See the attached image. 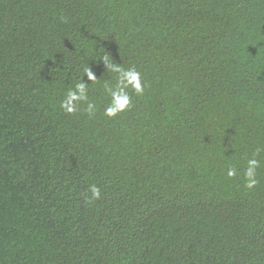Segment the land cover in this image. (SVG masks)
I'll list each match as a JSON object with an SVG mask.
<instances>
[{
  "label": "trees",
  "instance_id": "1",
  "mask_svg": "<svg viewBox=\"0 0 264 264\" xmlns=\"http://www.w3.org/2000/svg\"><path fill=\"white\" fill-rule=\"evenodd\" d=\"M0 264H264V0H0Z\"/></svg>",
  "mask_w": 264,
  "mask_h": 264
},
{
  "label": "clouds",
  "instance_id": "2",
  "mask_svg": "<svg viewBox=\"0 0 264 264\" xmlns=\"http://www.w3.org/2000/svg\"><path fill=\"white\" fill-rule=\"evenodd\" d=\"M107 60V57L104 58ZM111 69L118 73V83L115 89H109L113 104L106 109V114L109 116L115 115L118 111H123L129 104L130 100L124 89L131 85L136 93H143V86L140 79V73L135 70H124L119 65L111 63L109 65ZM88 81H95L97 78L94 73L88 68L86 74ZM87 85L83 82H79L75 85L74 89L67 92L64 100L61 103V108L67 114H73L78 110L81 102H87ZM90 114L94 113L95 106L92 103H87V109ZM259 166L258 160L255 158L248 160V167L245 172L247 180L246 187L251 189L257 184L256 169ZM229 177H234L236 171L230 169L227 173ZM91 198L93 200L100 198V189L96 185H91L89 188Z\"/></svg>",
  "mask_w": 264,
  "mask_h": 264
}]
</instances>
